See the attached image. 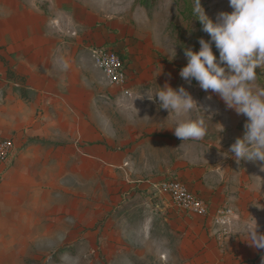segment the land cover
<instances>
[{
	"label": "rangeland",
	"instance_id": "obj_1",
	"mask_svg": "<svg viewBox=\"0 0 264 264\" xmlns=\"http://www.w3.org/2000/svg\"><path fill=\"white\" fill-rule=\"evenodd\" d=\"M23 3L31 15L28 21L11 25L10 32L25 33L30 46L35 36L44 32L53 34L55 27L62 34L81 37L83 43L86 42L83 36L91 28L79 24L70 14L73 9L75 15L83 17L84 8L102 17L99 26L105 25L111 33L122 29L124 38L150 41L152 55L147 57L153 69L146 74V81L151 82L153 78L162 80L163 85L171 83L174 89L185 87L199 106L209 109L205 112L208 132L200 141L184 142L174 131L161 132L158 135L181 142L168 155L161 150L166 143L162 136V142L159 139L151 142L153 134L145 131L141 134L134 128L135 122L144 119V115H136L137 107L119 103L135 97L147 98L143 95L145 91L154 94L160 89L145 87L136 92L132 88L131 94L125 93L111 86L95 65L99 70L96 76L99 84L86 83L84 91L118 101L111 103L106 128H102L105 134L100 133L102 129H92L86 119L80 118L74 122L77 134L63 133L56 141L47 142L36 134L41 126L47 124L54 130L59 123L65 132L73 122L45 118L46 106L38 102L40 93L30 90L26 99L22 97V86L12 83L14 95L27 104L21 105L9 98V105H4L0 114V135L11 134L20 140L18 154L11 159L15 161L14 169L12 165L0 168V264H149L140 262L141 258L134 253L137 249H130L129 255L126 254L128 248L123 247L122 235L108 230V214L119 208L123 202L121 197L134 191L161 202V193L153 182L167 176L176 177L181 169H171L174 164L187 169L223 171L231 191L256 196H253L257 207L254 214L264 206V170L261 168L264 162L242 160L237 163L229 154L231 145L244 135L247 117L227 108L218 94L211 90L205 92L195 80L189 85L179 75L187 63L184 48L198 51V40L209 39L191 16L185 0H0V39L8 36L7 12L17 11ZM191 3L193 5V0ZM200 3L213 20L221 11H232L228 0H200ZM62 6L66 8L59 9ZM9 47L10 44L2 42L1 53H7ZM82 47L80 64L88 70L95 62L88 49L80 45ZM31 52H35L34 48ZM213 52L218 58L214 45ZM37 62L38 56L34 54L33 60L16 58L13 66L32 69ZM256 72L261 77L259 82L264 83V72L260 68ZM6 88L0 95L6 96ZM146 101L153 102L148 98ZM121 107L125 109L123 113ZM192 114L203 115L200 110L189 115ZM177 119L175 116L170 123L175 125ZM152 145L158 149L152 152ZM184 145L190 147L184 150ZM49 153L60 160L49 162ZM262 221L264 226V216ZM158 264L172 263L162 259Z\"/></svg>",
	"mask_w": 264,
	"mask_h": 264
},
{
	"label": "crops",
	"instance_id": "obj_2",
	"mask_svg": "<svg viewBox=\"0 0 264 264\" xmlns=\"http://www.w3.org/2000/svg\"><path fill=\"white\" fill-rule=\"evenodd\" d=\"M65 8L62 6L59 9ZM82 13L83 17H80L75 15L73 9H70L71 17L76 22L91 28L87 30V35L83 36L86 42L83 43L81 37L75 38L62 34V31L55 27L53 34L44 32L35 36L31 46L29 39H25L23 35L25 33L21 35L10 32L11 25L28 21L27 18L31 15L30 9L23 3L22 8L17 11L11 9L6 14L5 25H7L8 36L0 39V91L5 86L7 88L6 96L0 95V114L3 106L9 105V98H13L21 105L27 104L18 95H14L12 83L16 86L20 84L28 90V94L30 90H36L40 93L39 104L43 103L46 106L45 118L73 122L65 132L59 123L55 124L54 130L48 128L47 124L44 127L41 126L36 134L38 136L40 134V139L47 142L56 141L63 133L77 134V126L74 122L80 118L86 119L92 129L106 128L105 120L110 114L111 103L118 102L96 93L89 95L90 91H84L86 83L91 86L99 84L96 80L99 70L95 64L94 66L90 64L88 70L80 64V49H84L80 48V45L86 47L89 53L92 46L105 45L115 48L124 55L132 78L131 86L136 92L145 87H164L162 80L159 82L158 79L151 78V82H147L145 78L146 74L151 72V68L153 69L151 59L147 57L148 54L149 57L152 55L150 41H144L142 38L138 40L124 38L122 29L117 33H111L105 25L99 26L103 22L102 17H97L86 8L82 9ZM2 42H6V45L10 44L8 52L4 54L1 53ZM32 48L35 52H31ZM34 54L35 56L37 54L38 62L32 69L22 65L13 66L16 58L25 57L33 60ZM5 61L9 68L16 74L24 76L25 80L19 82L11 79ZM153 61L155 63V60ZM165 84L171 85L169 82ZM146 100V97H135L132 100L119 101V103L135 105L138 110L136 115H144L143 120L134 123L137 132L140 130L141 134L144 131L153 134L151 142L157 139L162 142L160 138L162 136L166 143L161 150L166 151L168 155L172 154L175 145L181 142L158 134L165 131V134H170L174 131L172 127L175 125H172L170 121L175 119V116L169 114L166 109L160 108L158 98L153 102ZM123 110L125 109L121 107L120 112L123 113ZM200 115L192 114L189 117L195 119ZM91 120L93 122H89ZM100 133L105 134L104 130ZM0 137L13 139L15 143L11 157L13 159L15 154H18L20 140L11 134L0 135ZM189 147L184 145V150ZM157 149V146L152 145V152ZM11 159L3 166L4 169L14 165L15 161ZM124 159L122 158L123 161ZM47 160L55 162L60 158L49 153ZM177 165L180 164H174L171 167V169H181L176 174L177 177L183 179L193 192L205 197L212 210L216 211L223 205H229L235 210L236 217L231 226L230 236L225 244L221 245L216 240L211 219L199 218L177 210L169 202V198L163 194L160 195L162 201L155 202L150 196H143V193L134 191L128 196L121 197L123 202L119 208L108 214V230L122 235L123 247L128 248L126 254L129 255L130 249H137L134 253L141 258L140 262L149 264H158L162 259L172 264H264V249L254 248L245 240L247 233L244 229L248 225H253L254 219L257 222V231L264 233V226H262L264 206L254 214L257 208L254 202L256 196L250 192L236 191L237 194H235L231 191L223 171L199 167L187 169L184 165ZM160 180L154 181L153 185L156 187Z\"/></svg>",
	"mask_w": 264,
	"mask_h": 264
},
{
	"label": "clouds",
	"instance_id": "obj_3",
	"mask_svg": "<svg viewBox=\"0 0 264 264\" xmlns=\"http://www.w3.org/2000/svg\"><path fill=\"white\" fill-rule=\"evenodd\" d=\"M228 3L232 11H221L213 20L200 0H193L194 19L200 22L209 39L198 40V51L184 48L187 63L179 75L189 85L195 80L205 92L218 94L227 108L247 117L243 137L237 138L229 150L237 163L264 162V83L259 82L261 77L256 72L257 68L264 72V0H228ZM159 89L154 94L145 91L143 95L149 100L158 98L160 108L178 118L172 127L175 136L183 142L202 140L208 132L205 112L209 109L199 106L183 86L174 89L165 84ZM194 110L202 111L203 115L190 118ZM261 168L264 170V163ZM254 221L244 229L245 240L254 248L264 249V233L257 231Z\"/></svg>",
	"mask_w": 264,
	"mask_h": 264
},
{
	"label": "built area",
	"instance_id": "obj_4",
	"mask_svg": "<svg viewBox=\"0 0 264 264\" xmlns=\"http://www.w3.org/2000/svg\"><path fill=\"white\" fill-rule=\"evenodd\" d=\"M91 56L95 65L102 71L111 86L131 94L132 78L122 54L110 46H92ZM15 143L12 138L0 137V168L6 165L14 152ZM158 191L169 198V202L177 210L203 219H211L216 227V240L223 244L231 234V226L236 217L234 209L229 205L212 210L205 197L193 192L186 182L179 177L167 176L156 185Z\"/></svg>",
	"mask_w": 264,
	"mask_h": 264
},
{
	"label": "trees",
	"instance_id": "obj_5",
	"mask_svg": "<svg viewBox=\"0 0 264 264\" xmlns=\"http://www.w3.org/2000/svg\"><path fill=\"white\" fill-rule=\"evenodd\" d=\"M185 2H186V4H187V7H188V9H189V11H190V14H191V16L192 17H194V15H193V11H192V7H193V5H192V3H191V0H185ZM195 18V17H194ZM197 20V19H196ZM197 22H198V24L200 25V27H202V25L200 24V22L197 20ZM208 35V34H207ZM123 56V55H122ZM1 58V57H0ZM123 58H125V56H123ZM4 60V59H3ZM6 62V61H5ZM6 65L8 66V63L6 62ZM8 75H9V77L11 78V79H15V80H17V79H20V80H25L24 78V76H22V75H18V74H16L11 68H9V66H8ZM260 80H261V78H260ZM21 93H22V97H24V98H26V99H28L29 97H28V90L27 89H25V88H21Z\"/></svg>",
	"mask_w": 264,
	"mask_h": 264
}]
</instances>
